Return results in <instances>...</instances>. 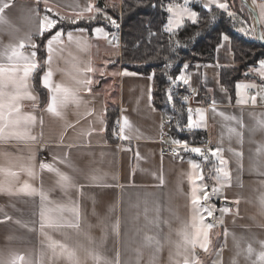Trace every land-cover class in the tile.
Returning a JSON list of instances; mask_svg holds the SVG:
<instances>
[{
    "label": "crops",
    "instance_id": "0c3cea01",
    "mask_svg": "<svg viewBox=\"0 0 264 264\" xmlns=\"http://www.w3.org/2000/svg\"><path fill=\"white\" fill-rule=\"evenodd\" d=\"M6 2L10 7L0 14L5 21L0 23V67L5 69L0 79L23 75L22 67L13 72L23 65L16 57L9 59L13 50L38 62L33 45L42 36L45 16L55 19L63 34L51 53L48 38L45 42V61L51 55L41 76L43 86L45 73L51 72L52 90L43 86L47 102L42 103L34 87L35 70L26 89L34 99L17 101L20 111L11 116L6 108L5 120L0 121V126L7 125L0 135V264H183L185 258L193 259L186 237L196 238L194 222L198 227L203 215L205 224L212 223L203 210L206 189L214 195L210 205L215 226L208 232L207 251L200 247L204 240L199 236L194 250L199 264H264V78L254 65L255 73L237 81L233 93L224 87L221 70L235 65L230 38L222 39L214 62L182 68L188 70L189 80L182 86L187 92L197 89L192 100L181 96L183 103L192 104L195 120L199 121L198 110L204 114L201 126L191 131L207 140L210 147L201 149L208 159L190 149L181 150L179 157L161 156L159 137L168 121L154 107L153 76L121 63L119 24L115 27L107 19L110 8L122 0H104L105 9L97 0H0V6ZM219 2L230 10L229 0ZM191 3L224 11L212 0H174L168 6L193 10ZM254 4L264 32V0ZM100 19L90 29L58 26V21ZM246 31L254 35L252 22ZM253 82L258 83L257 93L241 87L237 95L238 84ZM5 91L11 94L14 88ZM50 103L58 114L47 110ZM109 111L115 114L110 131ZM188 115L189 111L187 130ZM28 116L35 121H28ZM17 119L18 123H8ZM209 149L220 150L230 178L217 171L221 165ZM42 163L52 171L41 169ZM193 189L201 198L199 213L192 203ZM41 192L46 199H41ZM72 207L79 210L78 226H68L77 223L68 211ZM225 208L229 211H222Z\"/></svg>",
    "mask_w": 264,
    "mask_h": 264
},
{
    "label": "trees",
    "instance_id": "16d2710c",
    "mask_svg": "<svg viewBox=\"0 0 264 264\" xmlns=\"http://www.w3.org/2000/svg\"><path fill=\"white\" fill-rule=\"evenodd\" d=\"M172 1L174 0H122L120 9L109 10V13L119 24L121 63L133 72L153 76L154 107L167 116L164 112L166 108L178 119L176 125H173L166 117L173 135L181 140L199 143L204 138L201 132L178 131L186 122L187 112L181 94L187 93V90L182 85L173 86L172 81L185 65L192 69L197 64L214 62L217 48L226 35L231 41L235 65L221 70V82L233 93L236 82L244 77L245 69L264 60V47L256 41L254 35L246 31L251 25V19L241 2L242 9L237 7L240 0H229V11L234 13L233 16L218 9L208 11L200 3H191L198 15L197 22L187 21L177 31L168 32L165 30L169 20L166 8ZM100 22L101 19L95 22L58 21V26L90 29ZM47 38L48 34L45 33L37 39L38 67L34 77V87L44 104L47 102V92L41 84V76L45 69ZM172 103L177 104V107L172 109ZM114 120V111H109V131L113 128Z\"/></svg>",
    "mask_w": 264,
    "mask_h": 264
},
{
    "label": "snow or ice",
    "instance_id": "6c2138e0",
    "mask_svg": "<svg viewBox=\"0 0 264 264\" xmlns=\"http://www.w3.org/2000/svg\"><path fill=\"white\" fill-rule=\"evenodd\" d=\"M212 2L216 3V6L220 9H223L225 12L228 13L229 16H233L234 13H232L231 11H229V8H228V4L227 3H221L219 2V0H212ZM188 3V0H185V4ZM254 3H255V0H254ZM10 7V5L6 2L4 3L2 6H0V14H2L4 12V10L6 8ZM89 10L91 11L92 10V6L90 5L89 6ZM49 11H51L49 9ZM166 11L168 13H171L172 14V17L173 18H170L168 20V26L166 27V31L168 32H171L172 31V27H173V24H175L176 27H180L181 26V21L183 19V15L184 13H187L189 18L192 20L193 23H196V13L194 11L190 12L186 7L182 9V11L180 13H177L175 12L174 8L172 5H169L167 6L166 8ZM262 15H264V6H262ZM107 19L111 20L112 24L115 26L116 25V21L114 19H112L111 17H107ZM4 18L2 15H0V23H4ZM55 29V31L53 32L52 30ZM49 32L51 33V35L48 37L47 39V49L49 51V53H51V50H52V45L56 42H59L60 41V38L63 34L62 30L59 29L57 27V21L55 19H51L49 18L48 16H45L43 21L41 22V25H40V34L43 35L44 32ZM97 31H101V29H97ZM69 39H71V34L69 33ZM224 40H227L228 37L225 35L223 37ZM20 49H23L25 46L23 43L20 44ZM33 47H37L35 45H33ZM36 56V52L35 51H32L31 52V57H35ZM13 57H16L20 60L23 61V65L22 66H16V68H14L13 72L15 71H19L20 70V67H22V72H23V75L20 76V77H17L16 75H10L8 77L7 80H3V79H0V121H4L5 120V109L7 108V115L8 116H11L13 112H19L20 111V106L18 103H16L17 101L21 100V99H34L30 93H28L26 91L27 89V81H28V78L30 76L31 73H33L37 67H38V62L34 59H29V57L27 56H24L22 55V53L16 51V50H13L12 52V56L9 57V59H13ZM51 60V55H49L48 57V60H46L45 62L48 63L50 62ZM187 67V65H185V68ZM89 71H92L91 68H89ZM259 74L261 75L262 78H264V61H260V67H259ZM5 72V69L3 67H0V77L3 76ZM127 74V73H125ZM51 76V72H46L43 79H42V83H43V86L46 87V88H49V90L51 91V86L49 84V78ZM176 79L182 81L184 84H188L189 83V80L184 76V75H180L178 76ZM86 84L90 85L92 83L91 80H87L85 81ZM13 87L14 88V91L11 93V94H8L6 93L5 89L7 87ZM241 87H244V88H247V87H255V85H240L238 84L237 85V95L239 96L240 95V89ZM24 90V91H21V90ZM89 91L91 90L90 88L88 89ZM57 92L60 91V88L57 87L56 89ZM7 96V100L8 102L5 103V97ZM169 99H171V96H169ZM250 99L252 100V102L254 103L255 102V97H250ZM55 98H53V102H54ZM47 110L49 112H52V113H56V108L54 107V103H50L47 107ZM58 114V113H56ZM198 117H199V121L195 120L193 118V115L191 113V110H189V115H188V119H187V127L189 130L193 129L194 127H200L201 126V123L203 120H204V114L203 112L201 111H197V114H196ZM26 119L28 121H35V117L34 116H28L26 117ZM18 119L16 121H8V123H18ZM43 122L41 121V124ZM124 125L125 126H128V121L125 120L124 121ZM7 125H4V126H0V135H3V132H4V127H6ZM120 138L121 139H124V135H123V128H121L120 130ZM32 139H35L34 137H32ZM175 143L177 145H181L183 148L185 149H189V145L187 144V142H182V141H175ZM190 151L197 154V155H200V156H203L205 160L208 159L207 155L202 151V149L200 147H191L190 148ZM209 152L211 154L212 157H216L219 161V164L221 165V167H219L217 169L218 172L222 173L224 177L226 178H230V173L226 170L225 167H223L224 165H226L227 161H225L220 155V150L219 149H215V150H212V149H209ZM41 169H47L48 171H52V168L51 166L49 165H45V164H41L40 165ZM192 167L194 169L196 168H199V165L198 164H192ZM62 180L64 181H68L69 180V177L67 176H62L61 177ZM202 179V177H201ZM29 186L28 185H25V189H27ZM34 191V190H33ZM213 193H215L217 191L216 188H213L212 189ZM193 205L194 206H197L195 208V211L197 213L200 212V206H201V198L200 197H197L195 195V189H193ZM41 199L44 200L46 199V197L44 196V194L41 192ZM202 199L203 201H208L210 199V196L208 194L207 191H204V194L202 196ZM235 203H239V201H235ZM205 212H207L208 216H211L212 215V210L211 208H208V207H204L203 209ZM68 211L72 212L73 215L75 216L76 218V221L77 223L76 224H70L68 226H78V220H79V210L78 208L76 207H72V208H69ZM222 211L224 212H227L229 211V209L225 208L223 209ZM204 220H205V217L203 215H200L199 216V226L197 227V224L194 222L193 224V227L196 228V238L194 239H188L186 237V243H189L191 244V247H192V256H193V259L189 260L188 258H185L183 264H199V258L198 256L195 254V248H196V245L199 241V236L202 234L203 235V240L204 242L202 244H200V247L204 250V251H207L208 250V244L210 243L209 239H208V232L215 226L213 223L209 222L207 224L204 223ZM49 226H51V224H49ZM45 227V213L44 211L42 210L41 211V228ZM249 252H251V249H249ZM264 258V257H262ZM19 259L23 260V257H20Z\"/></svg>",
    "mask_w": 264,
    "mask_h": 264
},
{
    "label": "rangeland",
    "instance_id": "374dc122",
    "mask_svg": "<svg viewBox=\"0 0 264 264\" xmlns=\"http://www.w3.org/2000/svg\"><path fill=\"white\" fill-rule=\"evenodd\" d=\"M120 5H121V3H120ZM120 5H117V6H115V7H112V8H110V10L111 11H116L117 9H120ZM172 6H173V8H174V10H175V12H177V13H180L181 11H182V9L183 8H187V6H176L175 4H172ZM239 9H242L241 8V6H240V1H239V3H238V6H237ZM190 12H192V11H194V10H191V9H189V8H187ZM195 12V11H194ZM196 13V12H195ZM169 17L170 18H173L172 17V14L171 13H169ZM107 17H109V15L107 16ZM112 17V16H111ZM112 19H114L113 17H112ZM195 19H196V22H197V20H198V16L196 15V17H195ZM115 20V19H114ZM187 20H190L189 22H191V23H193L192 22V20L189 18V16H188V14L187 13H184V15H183V19H182V21H181V26L180 27H176L175 26V24H173V27H172V30L174 31H177L179 28H181L184 24H185V22H187ZM111 21V20H110ZM116 21V20H115ZM185 21V22H184ZM63 23V22H62ZM118 23L116 22V25H117ZM116 25H115V27H116ZM223 39V38H222ZM227 42H225V44H226ZM222 45H223V43H221ZM224 44V45H225ZM260 61H262V60H259L258 62H257V64H256V66H257V69L259 70V67H260ZM254 68H255V66L254 65H251V66H248L246 69H245V71H244V73L245 74H249V73H255V70H254ZM187 69H182L181 71H180V73L178 74V76H180V75H184L186 78L188 77L187 76ZM177 76V77H178ZM261 76V75H260ZM176 77V78H177ZM174 79L173 81H172V84H173V86H177V85H186V84H184L182 81H180V80H178V79ZM188 79V78H187ZM251 85H255V87H248L249 88V90H252V93H257L258 91H259V89L257 88V85H258V83H255V82H253V84H251ZM250 86V85H249ZM180 91V90H179ZM172 109H174L175 107H177V104H175V103H172ZM164 112L166 113V117H167V119H169L170 120V122H173L172 124L174 125H176V123L178 122V119L171 113V111L170 110H167L166 108H164ZM179 130L178 131H180V132H187L188 133V130H187V128H185V126H181V127H179L178 128ZM206 191L208 192V194H209V196H210V199L208 200V201H204L205 202V204H204V206L205 207H208V208H211V210H212V215L211 216H208V214H207V212H205L204 211V214H206V217H208L209 219H211L212 220V223H214V221H215V215H214V211H213V209H212V207H211V202H212V199L214 198V195L211 193V192H209L210 190L209 189H206Z\"/></svg>",
    "mask_w": 264,
    "mask_h": 264
},
{
    "label": "built area",
    "instance_id": "2783aa9c",
    "mask_svg": "<svg viewBox=\"0 0 264 264\" xmlns=\"http://www.w3.org/2000/svg\"><path fill=\"white\" fill-rule=\"evenodd\" d=\"M251 92L252 90H249V89L247 90V93H251ZM196 95H197V89L195 87H190L188 89V92L185 95L182 94V96H186L188 100L194 99ZM190 109H192V104L188 102L185 104V110L186 112H188ZM114 128L118 129L119 125L115 124ZM172 138L176 139V141L179 140L182 142H187V144L189 145V149L191 147H200L204 149H208L210 147V145L208 144L205 138H202V140L199 143H193L192 140L179 139L178 137L173 135L171 126L169 125V123H166L162 125L160 137H159V142L162 145V149L160 153L161 156L179 157L181 150H188V149L183 148L181 145H177L175 142H170Z\"/></svg>",
    "mask_w": 264,
    "mask_h": 264
},
{
    "label": "water",
    "instance_id": "95a60500",
    "mask_svg": "<svg viewBox=\"0 0 264 264\" xmlns=\"http://www.w3.org/2000/svg\"><path fill=\"white\" fill-rule=\"evenodd\" d=\"M240 2L246 8L250 16L256 41L264 47V32L254 2L252 0H240ZM97 5L102 9L106 8V4L104 0H97ZM224 204H228V203L225 202Z\"/></svg>",
    "mask_w": 264,
    "mask_h": 264
}]
</instances>
